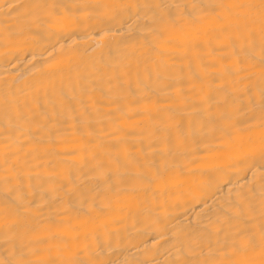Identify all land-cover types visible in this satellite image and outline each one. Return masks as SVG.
Listing matches in <instances>:
<instances>
[{
	"label": "bare ground",
	"instance_id": "bare-ground-1",
	"mask_svg": "<svg viewBox=\"0 0 264 264\" xmlns=\"http://www.w3.org/2000/svg\"><path fill=\"white\" fill-rule=\"evenodd\" d=\"M0 264H264V0H0Z\"/></svg>",
	"mask_w": 264,
	"mask_h": 264
}]
</instances>
